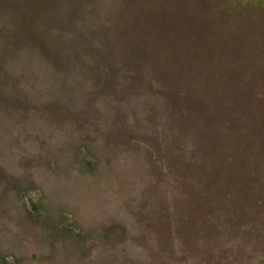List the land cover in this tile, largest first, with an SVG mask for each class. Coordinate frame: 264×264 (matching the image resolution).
<instances>
[{"label":"rangeland","instance_id":"obj_1","mask_svg":"<svg viewBox=\"0 0 264 264\" xmlns=\"http://www.w3.org/2000/svg\"><path fill=\"white\" fill-rule=\"evenodd\" d=\"M0 264H264V0H0Z\"/></svg>","mask_w":264,"mask_h":264}]
</instances>
